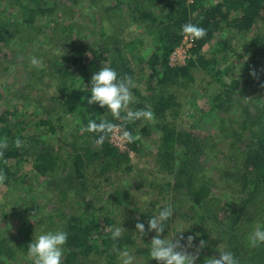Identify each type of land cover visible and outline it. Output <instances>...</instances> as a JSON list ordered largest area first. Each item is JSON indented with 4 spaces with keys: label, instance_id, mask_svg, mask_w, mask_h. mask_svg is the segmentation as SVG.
Returning <instances> with one entry per match:
<instances>
[{
    "label": "trees",
    "instance_id": "trees-1",
    "mask_svg": "<svg viewBox=\"0 0 264 264\" xmlns=\"http://www.w3.org/2000/svg\"><path fill=\"white\" fill-rule=\"evenodd\" d=\"M102 1L104 0H90L95 10L103 13L99 18L98 30L96 33H87L82 45H77L79 40L76 37L71 39L79 23L75 19L74 22L73 19H67L66 23L46 21L44 26L36 24L37 17L53 15V10L42 5V0H17L18 7L26 13L22 21L11 18L0 24V52L10 50L7 44L13 35L27 33L23 31L25 28L40 35L45 28H49L51 22L57 34L53 38L54 46L63 48L54 61L47 63L48 73L44 71L45 74H42L44 81L49 82L48 85L56 86L54 103L52 107L44 104L31 114L34 117L40 112L45 117L36 121L24 117L11 123L8 114H0V139L7 137L8 140V148L0 158V171L6 175V181L12 180V170L23 162L32 160V169L39 176L49 175L51 178L56 174L62 178V187H57L60 190L57 206L39 215L37 221L39 226H46L49 231H64L68 234L62 264H85V259L94 254L105 256L108 259L105 264H115L118 251L125 248H134L136 256L144 255V264H157V261L149 257V247L145 246L140 250L141 246L138 247L128 225L117 219L120 207L133 199L129 197L128 191L122 194L120 189L115 188L113 196H106L100 182L94 179L95 176H90L92 173H88L90 170L96 177L104 180H109L111 173H129V152L112 147L109 138L97 146V135L80 131L81 124L86 126L89 120L99 122L101 119H108L116 124L121 123L111 116H103L106 109H101L98 104L87 103L94 73L103 65H108L117 72L118 77L131 76L137 83L142 81L137 76L138 71L143 73L148 70L145 75H148L147 87L151 92L145 97L142 90L133 88L135 99L129 107L132 110L150 107L155 120H140L129 123L126 127L133 135L139 133L149 136L151 131H155L158 136L154 162L159 173L171 175V179L163 187H158L157 194L167 200V195H178L177 200L173 196V200L169 201L175 214L176 203L181 200L189 202V210L194 212L190 218H186L191 221V225L183 235L184 238L192 235L195 237L193 242L204 241V248L207 250L210 243L208 240L214 236V244L222 246L219 252L230 251L238 262L241 261V248L248 235L243 233V237L239 233L252 227L253 222L260 221L259 224L264 226V205L259 198L260 194L264 197V91L253 94L237 114H231L234 101L232 97L239 81L232 85L223 83L221 71L217 69L219 62L216 56H206L203 48L224 27L251 33L264 13V0H113L114 7L107 4L101 6ZM231 14L233 16L230 17ZM189 22L203 27L207 34L202 39L192 41L190 58L185 65L173 68L169 66V57L184 38L182 26ZM259 35L254 32L251 42L260 44L264 41V35ZM146 38H149L148 41ZM220 45L223 47L225 44L223 42ZM84 53H90L92 60L82 65ZM2 57L6 61L7 54ZM199 72L219 83L215 91L207 93L209 106L229 114V122L220 121V125L228 128L225 157L232 165L222 169L218 177L219 180L230 183L228 192L218 189L213 193L212 185H216L218 180L204 174V170L211 166L207 146L209 136L195 133L194 124L188 128L179 125L182 129H178L175 124L177 109L180 107L178 95L182 89L190 87V84L194 86L196 73ZM1 92L0 88V101ZM15 96L18 100L21 98L17 94ZM65 116L72 118L68 126L61 125ZM27 127H32L34 131L41 128L53 136L58 134L57 137H60L57 141L64 152L54 153L53 146L44 138L23 136ZM65 133H69L68 138L71 137L72 141L62 138ZM17 138L22 141L20 148L14 144ZM137 142L128 143L136 156L139 154ZM93 146L97 148L93 149ZM14 182L22 183L19 179ZM47 185L54 187L58 184L52 179ZM236 189L242 193L241 196L244 195L241 201L237 203L236 200L225 198L230 197ZM112 199L115 200L114 204L110 202ZM73 201L77 202L76 206H73ZM209 201H214L215 212L209 214L198 210L203 202ZM133 205L135 211L136 206L134 203ZM151 218L148 213H144L140 215V221H134V225ZM172 219L166 222V226ZM144 225L146 228L147 224ZM120 226L125 231L117 241L111 239L110 231L103 232ZM163 234L164 232L161 236ZM35 239L24 234L21 240L14 241L0 231V264H15L19 257L27 258V246ZM216 250L217 248L214 249L215 252ZM219 252L216 258H219ZM210 255L211 252L204 258Z\"/></svg>",
    "mask_w": 264,
    "mask_h": 264
},
{
    "label": "rangeland",
    "instance_id": "rangeland-1",
    "mask_svg": "<svg viewBox=\"0 0 264 264\" xmlns=\"http://www.w3.org/2000/svg\"><path fill=\"white\" fill-rule=\"evenodd\" d=\"M26 1V0H23ZM42 5L45 8L53 10V15H45L44 17H37L38 26L45 25L44 22H64L67 19L77 20L78 26L75 28V33H72L71 39L74 37L78 39L77 45H82L85 43V35L89 32L96 33L99 28V18L102 15V11L95 10L92 7L90 0H42ZM98 4L100 2H97ZM102 5H109V7H114L113 0H104L101 2ZM47 4V5H46ZM122 11H125L121 9ZM102 12V13H101ZM23 10L18 7L17 0H0V24L6 19H18L21 22L22 17L25 16ZM110 17V15H106ZM233 16L232 14L230 17ZM260 21L251 33H244L236 29H231L229 27H224L219 32H216L211 39V42L203 48L206 56H216L219 65L217 69L221 71V81L227 85H232V83L239 81V85L233 94V103L231 108V114H237L241 106L247 104L251 96L255 93H262L264 91V41L260 44L251 42L252 35L255 32L256 35H264V13L261 14L259 18ZM120 20L117 18V22ZM49 25V28H45L43 33L40 35H35L33 30L25 28L23 31L27 33L15 34L9 40L8 46L10 50H4L0 52V88L2 89V96L0 101V114L6 116L8 114V120L12 123L15 120L23 119L24 117L33 118L34 121L44 118L43 114L40 112L38 116L32 117L31 114L36 112L44 104L46 106L52 107L56 97V86L48 85V81H44L42 74L46 70L47 63L49 61H54L57 55L62 52V47L55 48L54 37L55 31L53 30V23ZM21 31V32H23ZM79 31V32H78ZM78 32V35H77ZM259 33V34H257ZM43 34V35H42ZM259 35V36H260ZM260 36V37H261ZM41 37V38H40ZM40 38V39H39ZM45 38V39H43ZM53 39V40H52ZM149 38H146L148 41ZM39 41V42H38ZM50 41H52L50 43ZM224 42L222 47L220 43ZM69 45V43H68ZM7 54L6 61H4V56ZM146 56V54H145ZM30 57H35L42 61V67H33L30 64ZM92 60V55L90 53H84L82 56V65L86 61ZM45 71V72H44ZM81 71V70H80ZM255 72V76L250 75V73ZM148 70H144L142 73L138 71L137 76L142 79L135 83L142 94L147 97L151 91H148L147 79ZM138 78V79H140ZM250 82V84H249ZM219 86V83L212 81L208 76L203 73H196V82L194 86L190 84V87L182 89L181 93L178 95L180 101V107L178 110V116L176 117L175 124L178 129H182L179 125L186 126L194 124L196 126L195 133L201 136H209V141L207 146L209 147L208 153L210 155L209 164L211 165L204 170L206 176H211V179L218 180L216 185H212V192L216 193L219 189L220 191H229V182L225 180H219L218 177L221 175L222 169L231 167L232 162L226 159L227 151V132L228 128L226 125H220V121L229 122V114L216 111L215 108H211L209 105V95L207 93H212ZM194 87V89H193ZM15 94L21 96L18 97ZM25 99V100H24ZM56 117V116H54ZM53 117V118H54ZM71 117L65 116L62 120L61 125L68 126L71 124ZM32 127H27L26 131L23 132V136L30 137L35 136L37 139L44 138L48 140V143L53 146V151L56 154H62L63 149H60V142L57 141L58 134L53 136L52 134H47L43 129L34 131ZM46 135V137H44ZM69 133H65L62 137L63 139L68 138ZM136 135V134H135ZM140 135V134H139ZM43 136V137H42ZM141 139L137 142L139 148V154L131 151L127 146L121 147L122 152H129L128 159L130 162L128 166H131V171L129 173L123 172L119 174L111 173L109 180H104L102 177H96V174L89 170L88 173H92L90 176H95L94 179L100 182V187L103 188L102 192H106V196H113V189H120L122 194H126L128 191L129 197L133 198L128 202L127 205H122L117 211L118 220L122 223L128 225L129 231L134 234V238L137 241L138 247H149V257H150V241L156 233L147 232V227L145 231L147 235L143 236L141 240L138 238L135 230L134 221H140V215L148 213L149 216H153L156 210L164 206H169V201L173 200L171 197L178 199V195L173 193L170 196H162L158 193V187L164 186L171 179V175L168 176L166 173H159L158 166L155 164L156 158V143L157 135L155 131H151L149 136L145 134L140 135ZM70 137V136H69ZM72 141V138H68ZM83 138L80 139L82 141ZM109 143L112 147L119 150L118 147L114 146L110 141ZM64 142H61L63 144ZM64 145V144H63ZM62 145V146H63ZM26 146V144H24ZM97 148L96 146L92 147ZM128 149V150H127ZM120 151V150H119ZM14 176L12 180L4 182L0 185V231L6 237H10L14 241L22 239V235L31 236L36 238L40 234H45L49 232L48 227L39 226L38 216L42 213H47L53 207L57 206L59 188L62 187V182L60 177L56 174L54 177L48 175L47 177L39 176L32 169V160L28 162H23L21 166L15 167L12 170ZM58 175V174H57ZM89 176V177H90ZM21 180L22 183L17 184L14 180ZM54 179L58 185H47L50 180ZM169 179V180H168ZM149 183V184H148ZM153 183V184H151ZM145 185V186H143ZM59 187V188H57ZM169 189L170 187H165ZM239 193L237 189L233 194L225 198L228 200H236L237 203L244 198V195ZM262 199L261 202L264 205V197L262 194L259 195ZM76 201V200H75ZM73 201V206H76L77 202ZM114 204L115 200L110 201ZM136 209L134 211V205ZM218 203H220L218 201ZM189 202L181 200L179 203L175 204L177 208V214L173 211L172 222H170L166 227L164 234L161 238L171 239L173 236L179 238L183 236L190 227L191 221L186 218H190V215L194 212L189 210ZM221 204V203H220ZM29 205V208L27 207ZM202 207V208H201ZM201 212L206 211L209 214L215 212L214 201L203 202V204L198 207ZM120 212V213H119ZM199 212V211H198ZM181 214V215H180ZM37 215V217H34ZM147 224V220H143V224ZM261 223L257 221L253 222L252 227L246 228L241 231L239 235L243 236L246 233L249 234L254 230L257 224ZM260 225V224H259ZM45 230V231H44ZM56 230H52L51 232ZM184 231L183 233H178ZM108 232L107 229L103 231ZM152 233L153 235H150ZM244 237V236H243ZM248 237L246 238V243L244 242L241 248V261L239 264H264V246L250 247ZM186 240V238H185ZM214 236L209 238V247L207 250L203 247L199 251V256L196 264H206L204 256L211 252L210 257H217V253L222 249L220 245H216L213 242ZM181 243H184L182 240ZM200 242H193V247L188 249L190 253H195L196 248ZM219 246V247H218ZM217 248V252L214 249ZM136 259L135 264H144L145 256L135 255L134 248H127ZM124 250V249H122ZM257 254V255H256ZM108 259L105 256L90 255L85 259V264H105ZM155 261V260H154ZM153 261V263H155ZM29 260L27 258L19 257L15 264H27ZM120 264L119 256L117 257V263ZM158 264V262H157Z\"/></svg>",
    "mask_w": 264,
    "mask_h": 264
},
{
    "label": "clouds",
    "instance_id": "clouds-1",
    "mask_svg": "<svg viewBox=\"0 0 264 264\" xmlns=\"http://www.w3.org/2000/svg\"><path fill=\"white\" fill-rule=\"evenodd\" d=\"M181 33L191 41L202 39L207 33L206 29L199 27L191 22L182 26ZM30 64L33 67H42V61L35 57H30ZM255 76V72L250 73ZM136 84L131 76L118 77L117 72L108 65H103L101 69L94 73L90 81V99H87L89 105L98 104L101 109H106L103 116H111L113 120L120 121V124L110 122L108 119H101L99 122L89 120L87 125L81 124L82 133L97 135L95 144L102 145L110 136L119 140L123 144L139 141V133L133 135L127 130V125L136 121L154 122L155 114L150 107L140 110H132L129 105L134 101L132 89ZM264 87V85H261ZM79 124L80 121H77ZM15 147H22V141L17 138L14 141ZM8 148L7 137L0 139V158L4 156V150ZM6 162V161H5ZM6 175L0 171V185H3ZM37 217L35 215L32 218ZM173 217V209L169 206L161 207L156 210L152 218L147 221V232H155L150 245V259L158 264H196L199 251L205 247V242L200 241L195 253H190L188 249L193 247L194 236L189 235L186 240L183 236L171 239L161 238L165 231L166 222ZM136 233L141 238L147 235L145 225L137 222L135 224ZM105 231V230H104ZM111 232V239L117 241L125 231L121 226L108 228ZM184 231L178 232L183 233ZM68 239V234L64 231L47 232L40 234L35 240L27 246V259L31 264H62L64 256V245ZM184 243H181V241ZM250 247H258L264 244V226L256 225L248 237ZM120 264H135V256L127 249L118 251ZM206 264H239L230 251L219 252V258H207Z\"/></svg>",
    "mask_w": 264,
    "mask_h": 264
},
{
    "label": "built area",
    "instance_id": "built-area-1",
    "mask_svg": "<svg viewBox=\"0 0 264 264\" xmlns=\"http://www.w3.org/2000/svg\"><path fill=\"white\" fill-rule=\"evenodd\" d=\"M192 46V41L184 37L180 45L171 53L169 57V66L173 68L184 66L186 61L190 58V49L192 48ZM110 141L114 146L118 147L120 151L122 150L121 147H123L124 145L127 146L126 144L121 143L119 140L113 138L112 136Z\"/></svg>",
    "mask_w": 264,
    "mask_h": 264
}]
</instances>
